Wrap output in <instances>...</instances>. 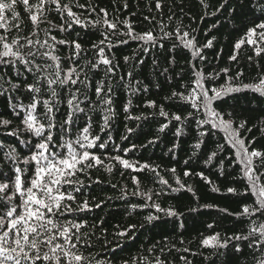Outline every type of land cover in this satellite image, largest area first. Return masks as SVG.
Wrapping results in <instances>:
<instances>
[{
	"label": "snow or ice",
	"instance_id": "1",
	"mask_svg": "<svg viewBox=\"0 0 264 264\" xmlns=\"http://www.w3.org/2000/svg\"><path fill=\"white\" fill-rule=\"evenodd\" d=\"M112 3L113 12L110 13L95 0H0V134L15 140L9 143L0 139V264H100L89 251L95 247V233L87 229L96 225H89L81 215L101 206V203L93 204L91 201L95 198L90 200L85 191L93 184L102 183L99 177L93 179L92 171L104 168L111 173L116 166L133 172L148 171L159 177L160 183L168 185V181L160 177L158 165L124 158L137 147L135 144L121 148L114 142L111 129L119 115L118 91L124 90L128 96L122 105L125 121H147L148 115L131 114L132 97L147 93L150 85L161 89L159 77H164V83L170 86L176 76L183 80L185 75L189 83L181 85L183 90H172L164 97L173 102L176 112L166 111L155 100L146 103L147 108L157 109L150 113L151 116L158 114L168 121L159 122L158 131L164 132L174 121L179 126L175 127L173 135L179 139L185 134V128L195 123L197 137L193 148L200 150L206 143L204 137L210 136L213 129H223L225 141L235 150L236 162L241 165L240 179L246 184L243 192L227 187L225 193L240 197L251 193L254 197L252 204L241 205L237 213H230L227 208L218 209L238 217L241 223L247 224L246 229L224 237L219 232L202 235L200 247L212 249L215 256L224 255L222 250L229 247L235 253H243L247 248L253 254L260 253L259 257L253 255L254 264H264V171L258 172V168H264V152L254 148L250 151L252 142L246 143L240 138L239 132L247 124L246 117L240 119L233 112L222 113L213 106L225 96L245 90L264 98V73H258L252 83L241 80L242 70H237L235 76H228L231 68L205 75L203 68L194 61L203 63L206 60L202 52L204 48L213 47L214 36L198 46L199 41L193 34L196 29L184 30L188 26L177 23L173 31H166L167 25L156 16H144L143 20L149 24L156 21L160 35L154 34V28L137 32L130 19L136 13L121 18L117 0ZM198 3L204 10L214 9L205 11L204 16L227 17L232 30H244L235 49L247 43L256 57L264 54V0H219L218 4L212 0H198ZM128 7L127 0H123V8ZM162 7L163 0H155V9L161 15ZM169 10L171 12V8ZM180 11L183 12V8ZM173 15L168 16L169 21ZM216 26L213 23L212 27ZM90 31L97 33L98 39L86 45ZM165 40H178L179 44L173 42L162 59L152 58L151 75L157 77L153 83L144 74L143 69L147 67L144 57L153 49L163 52ZM131 42L138 43L136 50L122 59L117 56L114 50ZM181 47L191 53V59L186 62L189 70L181 69L179 73L168 75L170 66L176 63V50ZM229 59L236 61L237 56L234 54ZM248 60L251 62L253 57L249 56ZM122 68L129 70L120 73ZM221 73L228 76L227 84L219 88L207 86ZM186 107L191 110L184 114ZM201 113L203 118H198ZM97 126L99 132H95ZM125 129L127 133L134 131L127 124ZM246 130L252 131L251 128ZM259 130L264 133V127ZM121 139L126 140L128 136ZM153 143L155 140L148 141V144ZM110 145L115 153L123 152L124 156L111 154ZM223 150L225 144L217 142L205 163L210 164ZM254 160L260 163L255 164ZM169 171L175 174L176 169ZM191 175L212 184L203 172H184V176ZM221 175H224L223 170ZM131 179L136 185V191L131 194L152 200L149 192L141 191V181L136 176ZM176 183L180 187L173 191L184 189L196 197L191 186L182 184L179 178ZM211 190L221 192L214 184ZM121 192V198L128 195L124 189ZM150 206L166 217L180 219L184 215L174 207L161 208L155 202ZM131 207L135 209L137 205ZM200 207L216 206L204 204ZM197 211L198 208L189 209V212ZM160 219L151 214L145 217L150 224ZM136 227L130 224L114 235L127 237ZM207 227L212 229L214 225L210 223ZM103 231L106 230H102V234ZM148 251H155V246ZM166 251H172L167 244L159 248L160 255L151 260L145 258L146 264H172L162 258ZM180 260L191 264L185 256H180Z\"/></svg>",
	"mask_w": 264,
	"mask_h": 264
},
{
	"label": "trees",
	"instance_id": "2",
	"mask_svg": "<svg viewBox=\"0 0 264 264\" xmlns=\"http://www.w3.org/2000/svg\"><path fill=\"white\" fill-rule=\"evenodd\" d=\"M95 2L100 7H106L110 13L113 12L112 0H95ZM127 3L128 9H124L123 0H117L121 18L128 17L132 12H135L136 15L130 16V19L137 32L154 28V34L160 35L156 21L149 24L143 20L144 16H156L157 20H163L167 25L166 31H173L177 23L188 26L184 30L196 29L193 34L199 41L198 46H202L207 39L214 36L213 47L203 49L202 54L206 60L203 63L198 60L194 61L198 67L203 68L205 75L214 70L231 68L228 76H235L237 70H242L244 75L241 80L244 83H252L254 82L253 78L258 73H264V54L256 57L253 48L247 43L242 44L238 50L234 48L244 30L239 32L232 30L231 22L227 17L217 19L216 16H204L205 11H214V9H202L198 0H163L162 15L155 9V0H127ZM212 3L218 4L219 0H212ZM150 7L151 12H149ZM181 8H183V12L180 11ZM173 13V19L169 21L168 16ZM213 23L217 25L216 28L212 27ZM97 39L98 34L90 31L85 44H90ZM173 42L179 44L178 40H165L163 52L159 49H153L150 55L144 57L147 63V67L143 69L144 74L153 83L156 82L157 77L151 75V60L154 56L162 59L164 55L168 54V49ZM137 47V42H131L129 45L114 51L122 59L124 55H131ZM234 54L237 56L236 61L229 59ZM249 56L253 57L251 62L248 60ZM190 59L191 53L188 49L178 48L176 50V63L170 66L168 75H172L173 72L179 73L181 69L187 72L189 65L186 62ZM257 61L259 67H257ZM127 70L129 69L122 68L120 73ZM136 71H140L139 66H137ZM228 76L221 73L212 84L207 86L219 88L228 83ZM140 78L143 79V76ZM159 80L162 84L161 89L158 90L150 85L147 93H138L132 97L131 114L134 116L142 113L148 115L147 121H125L122 105L128 96L124 90L118 91L116 106L119 115L113 124L111 135L114 142L121 148L130 147L132 144L137 147L127 153L126 156L123 152L115 153L111 145L108 151L111 154H120L131 161L139 160L141 163L148 162L153 166L158 165L157 171L160 177L167 180L171 187L160 183L159 177L148 171L133 172L130 169L124 170L119 166H116L111 173H108L104 168H100L98 171L93 170V179L99 177L102 183L93 184L91 188L85 191L89 194L90 200L92 197L95 198L94 201H91L93 204L101 203V206L99 208L93 207L91 212L81 214L87 219L89 225H96L95 228L87 229L89 232L95 233L93 236L95 247L89 251L100 261V264H109V262L110 264H124L125 261L128 264H146L145 258L151 260L153 256L160 255L159 248L167 244L168 247L172 248V251L171 253L166 251L162 258H167L172 264H184V261L180 260V256H185L191 261V264H254L253 255L259 257L258 251L253 254L252 250L244 248L243 253H235L229 247L227 250H222L224 255L215 256L212 255V249L200 247L202 235L208 236L219 232L221 237H224L246 229L247 224L241 223L238 217L221 213L218 209L227 208L230 213H237L241 205L252 204L254 197L251 193L244 197L225 193L227 187H235L243 192L246 184L240 179L241 165L236 162L235 150L226 143L223 129H213L210 136L204 137L206 143L202 145L200 150L193 148L197 137L195 123L190 128H185V134L179 139L173 135L175 127L179 126L174 121L164 132L158 131L159 122L167 123L168 121L158 114L155 117L151 116L150 113L157 111V109L147 108V101L155 100L157 105H163L166 111L176 112L177 109L173 106V102L165 100L164 97L172 90H183L181 85L189 83V77L185 75L184 79L181 80L179 76H176L170 86L164 83V77H159ZM144 82L147 84L148 80ZM213 106L222 113L233 112L234 116L240 119L246 117L247 124L245 129L240 130V138L244 139L246 143L252 142L250 151L254 148L264 152V133L259 130L264 127V98L245 90L229 94L222 100L215 102ZM190 110V107H186L184 114ZM198 118H203V114H198ZM125 124L133 128L134 131L127 133ZM247 128H251L252 131H247ZM95 132H99L98 126L95 128ZM125 135L128 136V139L122 140L121 137ZM0 139L9 143L15 142L14 138L2 134H0ZM149 140H155V143L148 144ZM217 142L225 144V150L220 151L210 164H206L205 159L216 148ZM141 145H147V147H141ZM173 145L177 146L173 148ZM170 149L172 151H169ZM194 151L195 155H193ZM221 160H223L222 164ZM185 161L188 163L185 164ZM254 163L259 164L260 162L254 160ZM172 168L176 169L175 174L169 171ZM186 170L192 173L203 172L212 184H206L195 175L184 176ZM222 170L223 176L221 175ZM260 171H264V168H258V172ZM121 172L124 173L123 176ZM132 176H136L141 181V191L149 192L152 195V200L131 194L136 191V185L131 179ZM177 178L182 184L191 186L195 190L198 200L184 189L173 191V189L180 187L176 183ZM262 182H264V178H262ZM113 184L116 185L115 188L112 187ZM213 184L221 189L220 193L212 192ZM121 189L128 193L124 198H121L123 195ZM153 202L165 209L174 207L175 210L184 213V215L180 219L166 217L163 212L158 213L155 208L150 206ZM204 204H212L216 207L211 209L200 207ZM132 205H137V207L133 209ZM190 208H198V211L189 212ZM150 214L157 215L161 219L150 224L145 220V217ZM101 221L103 223H100ZM210 223L214 225L212 229L207 227ZM130 224H135L137 227L131 230L127 237H115L116 232L123 231ZM102 230L106 231H103L102 234ZM96 237L100 239L97 240ZM117 243L120 244V247H117ZM154 246L155 251H148ZM185 248H188L189 251L184 252L183 249ZM193 253L196 254L193 255ZM205 256L210 258L204 259Z\"/></svg>",
	"mask_w": 264,
	"mask_h": 264
}]
</instances>
